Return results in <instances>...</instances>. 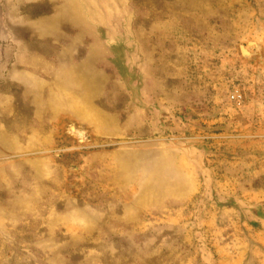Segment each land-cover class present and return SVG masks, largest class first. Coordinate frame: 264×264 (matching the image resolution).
<instances>
[{
	"label": "rangeland",
	"instance_id": "1",
	"mask_svg": "<svg viewBox=\"0 0 264 264\" xmlns=\"http://www.w3.org/2000/svg\"><path fill=\"white\" fill-rule=\"evenodd\" d=\"M0 264H264V0H0Z\"/></svg>",
	"mask_w": 264,
	"mask_h": 264
}]
</instances>
